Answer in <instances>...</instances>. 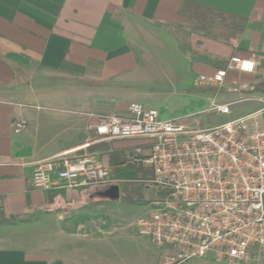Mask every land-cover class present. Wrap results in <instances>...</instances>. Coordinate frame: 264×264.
<instances>
[{
	"label": "crops",
	"instance_id": "0c3cea01",
	"mask_svg": "<svg viewBox=\"0 0 264 264\" xmlns=\"http://www.w3.org/2000/svg\"><path fill=\"white\" fill-rule=\"evenodd\" d=\"M252 55L257 72L229 80L264 100V0H0V218L24 220L0 225V264H162L166 251L116 219L109 187L36 191V165L92 156L119 186L146 142L99 141L98 117L140 104L179 119L199 76ZM250 102L245 116L263 108Z\"/></svg>",
	"mask_w": 264,
	"mask_h": 264
},
{
	"label": "built area",
	"instance_id": "2783aa9c",
	"mask_svg": "<svg viewBox=\"0 0 264 264\" xmlns=\"http://www.w3.org/2000/svg\"><path fill=\"white\" fill-rule=\"evenodd\" d=\"M259 60L233 56L212 76H199L198 89L235 96L232 103L212 101L210 113L228 116L235 103L257 101L260 110L207 129L176 120H161L142 105L131 116L97 118L99 141L142 140L125 167L149 169L156 189L150 213L136 227L140 235L166 251L162 264H184L209 256L227 264H264V100L251 86L229 80L231 74L253 75ZM21 133L26 123L17 122ZM36 191L112 187L113 169L92 156L53 158L36 165Z\"/></svg>",
	"mask_w": 264,
	"mask_h": 264
},
{
	"label": "rangeland",
	"instance_id": "374dc122",
	"mask_svg": "<svg viewBox=\"0 0 264 264\" xmlns=\"http://www.w3.org/2000/svg\"><path fill=\"white\" fill-rule=\"evenodd\" d=\"M191 14V13H190ZM191 27L187 26L188 33L194 30V22H191ZM206 94L200 91H194L191 95L181 97L177 100V108L179 109V119L182 122L192 128L207 129L215 125L223 124L229 121H233L245 116L250 110L257 106L254 102L235 103L231 106V113L228 116L218 114L217 112L210 113L208 110L211 107V101H215L218 104L232 103L236 101L235 96H231L226 93H217L216 96H209L207 99ZM131 168V167H130ZM123 174L130 175L132 179L142 180V174L134 170L129 172L122 171ZM150 182V181H149ZM136 183L134 187L137 190V200L135 202H122L119 199V191L117 187H109L105 193V196L111 200L107 205L114 209L116 213V219L125 225H134L139 218L150 213L151 202L156 200V189L149 187L147 183ZM117 185V184H116ZM148 187H147V186ZM118 201H114V200ZM136 229V226H133ZM184 264H227L225 262H219L213 257L209 256L204 259H195Z\"/></svg>",
	"mask_w": 264,
	"mask_h": 264
},
{
	"label": "trees",
	"instance_id": "16d2710c",
	"mask_svg": "<svg viewBox=\"0 0 264 264\" xmlns=\"http://www.w3.org/2000/svg\"><path fill=\"white\" fill-rule=\"evenodd\" d=\"M195 91H197V92L200 91L203 94L211 95V96H216L217 95V91L210 90V89H197ZM117 161H118V163H114L115 161L114 162L112 161V162L116 166L117 165H122L125 162L124 160H117ZM130 170H134V171L138 172L139 174H142V180L139 181V180H135V179H121L119 181V186H120V189H121L120 200L122 202H128V204L131 203V202H135L137 200V198H136L137 197V190L134 187V185L136 183H145V181L149 182L154 176L152 174V171L149 170V169L131 167ZM18 221H24V220L22 218H20V217H11L9 219L0 218V225H4V223H5V225L6 224H12V223H15V222H18Z\"/></svg>",
	"mask_w": 264,
	"mask_h": 264
},
{
	"label": "water",
	"instance_id": "95a60500",
	"mask_svg": "<svg viewBox=\"0 0 264 264\" xmlns=\"http://www.w3.org/2000/svg\"><path fill=\"white\" fill-rule=\"evenodd\" d=\"M112 187H117V188H118V191L120 190V189H119V186H112ZM119 194H120V191H119ZM113 200H114V199H113Z\"/></svg>",
	"mask_w": 264,
	"mask_h": 264
}]
</instances>
